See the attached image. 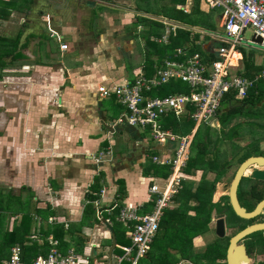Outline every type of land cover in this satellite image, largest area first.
Segmentation results:
<instances>
[{
  "label": "crops",
  "instance_id": "crops-1",
  "mask_svg": "<svg viewBox=\"0 0 264 264\" xmlns=\"http://www.w3.org/2000/svg\"><path fill=\"white\" fill-rule=\"evenodd\" d=\"M30 1L19 2L8 18L0 19V38L15 40L20 32L17 51L21 55L12 57L18 53L12 54L5 69L0 71V195L13 199L18 197L17 192L33 194L32 200L36 206L39 203L48 204L56 212L55 216L49 217L54 219L52 223L65 225L81 219L85 206L91 203L88 196L94 193L93 181L101 177L98 188H104L106 192L99 202L100 208L113 207L109 215L113 224L119 223L115 220L118 207L121 210L123 207L136 206L139 213H145L144 205L153 203L154 198L149 187L157 184L158 180L166 179L156 175L150 166H168L154 163L152 157L172 158L176 142L167 141L165 145H160L154 141V145L146 137L150 134L149 129L116 125L124 107L114 95L102 97L98 87L110 88L125 80H132L139 74L152 77L165 61L186 59L195 53L200 54L203 62L209 65L213 61L210 56L214 57V61L217 59L215 48L217 50L221 46V8H215L219 10L213 13L215 9H210L205 1L185 0L175 8L187 15L197 9L202 17L205 16L202 23L187 25L160 13L159 1L163 0H154V7L160 14L143 12L138 0ZM18 14L22 15L24 22H20L14 36H5L3 30L12 28L14 22L11 19ZM136 14L144 17L150 25L148 23L145 26L144 23L135 26ZM209 22H213V27L208 26ZM148 26H153L155 33H161V36L151 35V40L156 44L167 45L172 34L183 30L188 33L190 43L199 45V50L191 52L187 45H183L178 49L186 48V54L180 57L176 55L178 49L171 57L164 56L158 50H147L141 34ZM21 28H35L37 32L28 33L24 43H21ZM166 34V42H161ZM30 39H35L34 47L32 51L23 53L20 48L27 46ZM61 43L68 46L67 50H60ZM236 53L238 61L232 68L238 76L252 79L261 71L252 78L243 74L252 66L264 68V61L249 58L251 52ZM147 56L152 68L148 66ZM161 87L153 90L149 96L162 97L178 93L160 95L158 92ZM184 117L193 124L187 128L179 126V132L172 131L169 120L181 123ZM161 123L163 129L173 135L190 134L195 127L189 112L179 118L168 114ZM205 126L218 130V117L202 124L197 131ZM226 140L223 139L219 149L228 160L227 152L222 150ZM108 147L112 150L111 161L94 164L91 156ZM185 168L183 173L186 183L196 186L201 181L199 176H202V171L191 170V173H187ZM215 186L217 190L221 187ZM216 191L213 194L215 202ZM174 206L172 203L170 208ZM17 209L18 203L15 201L11 209L15 216H4L8 228L18 219ZM49 218L47 224L51 223ZM33 221L34 234L37 235L46 222L38 217ZM105 226L111 230L112 226L98 221L90 227L98 239L86 237L82 254L78 255L96 260L86 246L94 243L101 245L96 242L98 240L107 241L109 248L105 247V251L110 249L112 237L104 240ZM123 226L125 233L128 232ZM86 228H82L83 234ZM70 250L73 251L74 247Z\"/></svg>",
  "mask_w": 264,
  "mask_h": 264
},
{
  "label": "trees",
  "instance_id": "trees-1",
  "mask_svg": "<svg viewBox=\"0 0 264 264\" xmlns=\"http://www.w3.org/2000/svg\"><path fill=\"white\" fill-rule=\"evenodd\" d=\"M140 1L142 2V6L139 4L138 6L139 8L142 7L140 9L143 12L148 14L163 13V15L169 16L170 19L180 21L187 25L200 24L205 19V16L202 17L197 9H195L192 14L187 15L175 8L177 4H182L185 0L159 1L158 7L160 8V13L159 10H156L154 7V0ZM19 2L30 3L31 1L0 0V19L8 18L12 10L18 7ZM148 23L150 25V22L146 21L141 15L137 16L136 25L144 24L147 26ZM207 24L213 27V22ZM152 28L153 26H148V29L141 34L147 50H158L164 56L169 55V57L183 45H187L191 52L199 50V45L192 42L190 43L188 33L183 30H179L172 34L167 45L156 44L151 40V35L161 36V33H155ZM19 38L20 32L15 40L0 38V68L2 67L3 69L6 64H8L4 61V58L11 57L12 54L18 53ZM16 56L20 57L21 55L18 53L12 57ZM250 57L249 55V58ZM148 59L149 56H147V60ZM210 59L214 61L213 56H210ZM245 59L246 65H248V56ZM148 66L152 68L150 64ZM261 69L262 67L252 66L243 76L252 78L256 73H259ZM175 91L186 93L189 89L188 86L180 80H172V82L161 87L158 94L166 95L174 93ZM217 117L220 125L218 130L205 126L203 129L197 131L191 147L190 159L185 168L187 173H191V170H201V181L196 186H194L193 183H186V181H183L182 188L172 200L175 206L166 209L163 213L159 229L152 241L151 248L144 258L147 264H177L182 260L195 261L200 257H204V259H209L213 262L216 258L221 256L220 250L215 247L213 242L197 253L193 246V240L197 237L205 236L210 232L211 221L215 214L226 213V211L230 209L227 196H221L218 202L212 203L213 194L217 190L215 185L222 178L225 167L228 169L229 163H231V161L223 156L224 154L220 151L219 147L223 139L232 140L234 136L233 133L236 134L244 123L247 122V124H250L249 119H264V81L256 82L253 87L249 89L244 98H237L235 91L226 93L221 101ZM237 118H242L244 120L235 122L230 126ZM186 124L192 125L193 122L187 117H184L181 123L174 119L169 120V127L174 132H179V126ZM181 130H183V128H181ZM231 145L233 147L232 143ZM234 148L238 150L235 151L232 156V158H235L232 162L237 163V167L247 157L256 156L252 155L249 150L243 151L240 148ZM150 167L156 175L162 178H167L170 173L169 166L152 164ZM209 173L214 174V178L211 181L206 179ZM100 178L101 177H97L93 181L94 185L92 186V192L94 193L88 196L91 203L85 206L81 219L78 222L67 223V227H65L63 223L55 222L47 224L46 220L49 217L55 216L56 212L52 210L51 206L48 204L43 205L42 203H37V206L35 205L27 211L23 210L21 213L16 214L18 219L14 221L11 228H8V223H5L4 216L7 214L9 217L15 216L14 211H11V209L15 201H17L18 205L20 204L18 198L21 196L18 195V197L12 199L0 195V264L9 259L10 249L14 245L20 247V256L23 264H31L33 260L39 256L45 257L51 250V245L48 241L49 236L59 242L58 250L61 254H66L72 247H74V253L82 254L83 244L86 239V235L83 234L82 228L92 227L94 223L97 222L92 202L98 199V193L100 191L98 182ZM228 185L229 183L225 185L222 191H226ZM260 198L261 196L257 198V201ZM152 205L153 203L145 204L144 207L146 209L143 210L149 211ZM119 210L120 207H118L117 211L119 212ZM35 217L46 222L44 223L45 226L42 225L37 235L34 234L35 222L33 219ZM111 230L116 245H119L117 242V234H119L123 243L128 242L127 244H123L124 246L130 244V241L125 236V227L122 224H113ZM117 249L118 248L115 247L113 252L115 253ZM124 263L129 264L128 262Z\"/></svg>",
  "mask_w": 264,
  "mask_h": 264
},
{
  "label": "built area",
  "instance_id": "built-area-1",
  "mask_svg": "<svg viewBox=\"0 0 264 264\" xmlns=\"http://www.w3.org/2000/svg\"><path fill=\"white\" fill-rule=\"evenodd\" d=\"M204 1L210 9L221 8L222 10L223 33L219 37L221 46L216 50L217 59L215 61L206 65L202 56L195 53L186 59L165 61L152 77L139 74L132 80H125L110 88L98 87V92L102 97L114 95L124 107V112L115 122L116 125L149 129L151 139L160 145H165L167 141L176 142L172 158L152 157L154 163L168 165L170 173L163 180L164 187L157 184L149 187L150 194L154 196L151 209L145 213H139L138 207L128 206L121 208L118 212L115 220L126 226L128 230L126 237L130 245H115L123 253L121 256H115L117 264H122L124 261L129 264H139L146 257L159 229L164 211L171 207L173 197L182 188L183 181H186L183 169L189 159L194 135L202 124L216 119L224 95L235 91L237 98H244L256 82L264 81V68L252 79L238 75L229 77L230 68L238 61V59L235 62L232 61L238 47L241 45L251 47L256 44L253 39L260 38L259 46L264 49V0ZM247 28L253 30L252 38L248 40L244 39ZM167 38L168 34L163 35L161 42H166ZM67 47L65 43L59 45L61 51L67 50ZM185 54L186 48L176 51L179 57ZM172 80L185 83L190 91L162 97L149 96L153 90ZM187 112L190 113L195 124L190 134L173 135L163 129L161 120L164 116L173 114L179 118ZM111 154L112 150L108 147L100 150L95 156H91V160L94 164L110 162ZM105 192L106 189L102 188L98 193V199L92 204L96 220L103 225L112 226L113 221L109 215L113 207L102 209L99 204ZM53 220L49 218V222L52 223ZM48 241L51 245L50 252L45 257H37L31 264H103L98 260H90L88 257L78 255L72 250L61 254L58 250L59 242L51 236ZM96 245L93 244V246ZM2 264H23L20 247L12 246L9 259ZM109 264H114L113 259Z\"/></svg>",
  "mask_w": 264,
  "mask_h": 264
},
{
  "label": "rangeland",
  "instance_id": "rangeland-1",
  "mask_svg": "<svg viewBox=\"0 0 264 264\" xmlns=\"http://www.w3.org/2000/svg\"><path fill=\"white\" fill-rule=\"evenodd\" d=\"M203 1L204 0H202V2ZM137 3L142 6V2L140 0H138ZM202 7H204V6H202ZM218 10L219 9H215L212 12L213 13H217ZM16 16H18L19 18H17ZM16 16L13 19H11L14 22V24H11L12 28H6L5 30H3V33H5V36H8V35H9V37H11V35L14 36L17 28L20 27V22H24V19H22V17H21L22 15L18 14ZM137 16L138 15L136 14L135 17H134V19H135L134 21H137ZM31 18H33V17H31ZM35 18L37 19V16H35ZM135 26H137V25H135ZM21 30L23 32V34L21 36V43H24V39H25V37H26V35L28 33L37 32V29H35V28L34 29H32V28H27V29L26 28H21ZM252 35H253V30L250 29V28H247L245 33H244V39H246V40L251 39ZM35 42H36L35 39H30V43L27 46L20 48V51H22L23 53L24 52H28V51H32ZM214 47H216V43H214ZM247 49H249L248 51L251 52L249 55L252 57V59L254 61H259V62H263L264 61V49L260 48L259 44H254L251 47L247 46V45H241L240 47H238L237 52L239 53V51H240V52L246 53V52H248ZM215 52H216V48H215ZM236 55H237V53L233 55V58H232L233 62H235V60L238 59V58H236L237 57ZM9 60H10V57L4 58V61H6V62H8ZM4 69L5 68L2 69V67H1L0 71L1 70L3 71ZM236 75L237 74L234 71V69L231 68L229 70V77H231V76L234 77ZM243 120L244 119H242V118H237L236 121L234 120L230 124V126L233 125L235 122L243 121ZM249 121H250V124H247V122L244 123L241 126V128L238 129L236 134L233 133L234 134L233 139L232 140H228V141L226 140L225 145L222 147V150L227 152L228 160L231 161V163H229V168L228 169H227V167H225V169L223 170L224 174H223V176L221 178V181H220L221 183H216L217 186H219V185L221 186L216 191L215 195L217 197L221 193L224 192V191H222L224 189L222 187V185L228 184L229 181L231 183V181H232V179L234 177L233 174L235 175V173L237 171V170L235 171V169L237 167V163L232 162L233 161L232 156L235 153V151H234L235 148L234 147L240 148L243 151L249 150L252 155L264 156V130H261V129H264L263 128L264 125H262V124H264V119H262V120H260V119H258V120L249 119ZM187 126L188 125L186 124L183 127L187 128ZM214 126H215L216 129L218 128L216 123H214ZM146 137L147 138L149 137L150 143L155 145V142L151 139L149 133L146 135ZM231 143L233 144V147H232ZM236 150H238V149H236ZM248 171L250 172V170H248ZM212 177H213V174H208L206 179L211 181L213 179ZM199 179H201V175L199 176ZM156 183L160 187H164L165 186V182L163 180L162 181L158 180V181H156ZM17 195H22L21 197L18 198V200H19L18 202L20 204L18 205V209L17 210H19V211H18L17 214L21 213L23 210L27 211L28 209H30L31 207H34L36 205V203L32 200V194L27 195V192H17ZM240 196H241V198H240L241 201H243L242 200L243 195H240ZM212 203H216L214 201L213 197H212ZM243 204H246L245 206L247 207L248 210H250L253 207L254 202L248 203V205H247V202L243 201ZM227 215L229 217L226 220V224H225V231L226 232L225 233H226V236H230L238 228V226L236 224L238 219L233 214V212H231L229 209H228V214ZM94 224H96V223H94ZM90 227L86 228L84 234L86 235V237H89V238H97L98 236L93 233V230ZM210 227H212L214 229V225L213 224H211ZM212 230L210 231L211 232L210 233V238H213V237L215 238V236H213ZM112 235H113L112 230H110L109 227L105 226L104 227V236H105L104 240L109 239V237H112ZM85 241H86V239H85ZM207 241H208V237H206V236L195 238L193 240V246L195 247V250L198 249V251H199V249H200L199 247H202L203 245H205L207 243ZM96 242H98V243L100 242L101 245L97 244L96 246H93L92 244L89 245V244L86 243L87 244V246H86L87 249L92 251L91 253L96 258V260H98L100 262H103V264H109V258H108V252H107L108 250L105 251V249H106L105 247H108L107 244H106L107 241L98 240ZM117 242H118L119 245H122V246H124L123 244H127L128 243V242L123 243V241L121 240L119 234H117ZM128 245H130V244H128ZM83 247H84V244H83ZM122 254L123 253L121 251H119L118 249L115 251V253L112 256L114 264H117L115 256H121ZM124 262L122 264H125ZM178 263H180V261ZM139 264H147L146 259H142L139 262Z\"/></svg>",
  "mask_w": 264,
  "mask_h": 264
},
{
  "label": "flooded vegetation",
  "instance_id": "flooded-vegetation-1",
  "mask_svg": "<svg viewBox=\"0 0 264 264\" xmlns=\"http://www.w3.org/2000/svg\"><path fill=\"white\" fill-rule=\"evenodd\" d=\"M237 168L235 169V171L237 170ZM253 169H255V167L251 166L248 170H250L251 172ZM250 172L247 171L245 173V175L242 177L241 182L239 183L238 188H237L238 202L240 206L246 209L247 212L252 211L256 207V205L262 199H264V181H258V180L252 179L249 175ZM229 186L230 184L228 185L226 191H224L218 197H216V202L219 201L221 196H227L228 198ZM240 195H243L242 200L247 202V205L248 203L254 202V206L250 210L247 209V207L245 206L246 204H243V201H241L240 199L241 198ZM259 196H261V198L257 201V198ZM227 201L229 204V199H227ZM230 211L233 212L232 209ZM227 214H228V210L226 211V213H219V214L214 215V218L211 221V224L214 225V229L211 227L210 231L213 229L212 233H213V236H215V238L214 237L210 238L211 232H208L205 235L206 237H208L207 243L203 245L202 247H199L200 248L199 251L198 249L195 250L198 253L201 250H203L208 244L213 242L215 247L218 250H220L221 256L219 258H216L213 262H211L209 259H204V257H200L195 261L182 260L180 261V263H177V264H228L227 263V250L230 245V238L250 225L264 224V207L261 209V211L257 212L253 218L249 220L241 219L237 217L235 213L233 212V214L238 219L236 223L238 228L232 235L226 236L225 224H226L227 218L229 217ZM220 215H222L223 220H224V235L222 237L216 234V221ZM236 244L244 247L245 254L248 258V261L246 263L243 262V264H264V230H257L255 232H252L249 235H246L240 240H238Z\"/></svg>",
  "mask_w": 264,
  "mask_h": 264
},
{
  "label": "water",
  "instance_id": "water-1",
  "mask_svg": "<svg viewBox=\"0 0 264 264\" xmlns=\"http://www.w3.org/2000/svg\"><path fill=\"white\" fill-rule=\"evenodd\" d=\"M253 40L256 44L261 42L260 38H254ZM251 166H254L255 169L249 173L250 177L254 180L264 181V156H250L241 162L228 189V199L231 209L237 217L244 220L253 218L255 214L261 211V209L264 207V199H262L252 211L247 212L245 208L240 206L237 199L238 185L241 182L242 177ZM257 230H264V224L250 225L230 238V245L227 250L228 264H243V262L246 263L248 261L244 247L237 245L236 242L244 236L249 235L250 233ZM216 234L221 237L224 235V220L222 215H220L216 221ZM111 240V246L108 250V258L110 262L112 259V251L115 249L116 245L113 236Z\"/></svg>",
  "mask_w": 264,
  "mask_h": 264
},
{
  "label": "clouds",
  "instance_id": "clouds-1",
  "mask_svg": "<svg viewBox=\"0 0 264 264\" xmlns=\"http://www.w3.org/2000/svg\"><path fill=\"white\" fill-rule=\"evenodd\" d=\"M113 254H114V252H113Z\"/></svg>",
  "mask_w": 264,
  "mask_h": 264
}]
</instances>
